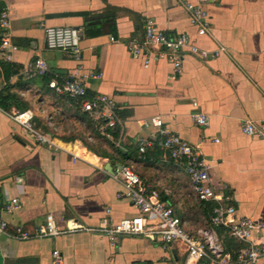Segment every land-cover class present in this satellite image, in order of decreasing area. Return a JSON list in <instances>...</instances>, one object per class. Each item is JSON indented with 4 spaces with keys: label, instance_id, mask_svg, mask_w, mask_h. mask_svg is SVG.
<instances>
[{
    "label": "crops",
    "instance_id": "1",
    "mask_svg": "<svg viewBox=\"0 0 264 264\" xmlns=\"http://www.w3.org/2000/svg\"><path fill=\"white\" fill-rule=\"evenodd\" d=\"M0 3L8 9L10 18V28L5 31L0 26V34L7 33L18 46L10 62L22 66L20 75L13 76L12 82L19 77L27 81L23 68L36 57L47 61L49 73L54 76L51 81L62 84L72 78L77 61L68 52L48 48L45 27H80L84 33L83 71L101 73L99 78L88 79L89 93L112 96L119 110L130 113L123 120L122 147H138L141 137L160 138L157 127L147 128L142 122L151 116L162 117L171 132L190 144L200 143L217 189L230 197L237 216L251 217L264 225V139L248 136L241 129L248 118L264 120V0L201 3L210 21L205 36H199L191 25L190 13L182 0ZM95 16H102L101 21L90 20ZM107 19L111 23L109 32L103 26ZM150 19L169 34L189 33L203 48L216 50L224 46L226 50L209 59L186 54L181 73L172 78L173 68L168 61L161 59L144 66V60L134 58L126 46L131 38L144 36L145 24ZM1 82L0 79V87ZM29 82L30 85L18 89L19 93L30 102V110L38 118L48 120L46 105L52 101L50 92L42 86L41 77ZM194 101L200 111L209 115L208 127H200L192 119ZM54 138L58 149L39 145L7 114L0 113V203L13 195L22 200L20 209L4 216L12 225L33 228L52 216L56 225L66 230L71 220L97 227L104 217L119 221L138 214L131 202L118 198L123 185L106 169L110 163L116 172L120 163L92 152L81 140ZM156 147L161 148V155L147 160L145 166L149 170L159 169L166 181L175 184V202L173 192L164 197L178 214L179 208L184 210L181 218L186 229L197 232L203 226L214 227L212 221L204 219L206 213L202 208L198 214L203 225L188 213L186 200L195 199L190 179L171 163L168 150L157 143L148 149ZM21 177L23 182L18 180ZM209 203L212 215L216 202ZM215 231L228 252L237 253L248 246L225 228L216 227ZM253 241L264 242V228L254 234ZM54 250L61 252L62 264H199L189 260L181 246L163 248L159 240L144 235L123 236L112 244L107 237L87 231L26 240L1 236L0 264H52ZM260 264H264V257Z\"/></svg>",
    "mask_w": 264,
    "mask_h": 264
},
{
    "label": "built area",
    "instance_id": "2",
    "mask_svg": "<svg viewBox=\"0 0 264 264\" xmlns=\"http://www.w3.org/2000/svg\"><path fill=\"white\" fill-rule=\"evenodd\" d=\"M215 0H198V2L184 1L186 9L190 13V22L197 30L199 36H205L209 32V14L201 3ZM0 26L6 31L10 28L8 9H0ZM45 36L47 46L52 50L65 51L71 54L77 61L75 73L72 78L60 84L56 80L49 83L59 94H67L71 98L81 99V109L106 119L105 128H112L118 123L123 125V120L118 116V105L114 97L107 94L90 96L88 93V79L99 78L101 73L83 71L81 41L84 33L77 26H46ZM126 46L134 58H142L144 66H149L152 61L165 59L173 68L170 77L174 78L181 73L184 56L193 54L202 59L214 58L226 50L224 46L216 50H209L197 44L187 32L169 34L161 30L154 20H148L145 24V33L141 38L133 37ZM18 46L13 43L7 33L0 34V60L12 61L13 53ZM50 71L47 61L41 57L30 60L23 68L22 75L27 81L45 75ZM195 110L191 113L195 124L200 127H208L209 115L198 109L197 101L193 102ZM0 113L7 114L14 122L42 146L58 149L59 145L54 137L44 132L36 125L35 112L27 109L23 111H5L0 107ZM144 127L155 126L158 128L160 138L150 140L141 137L137 141L138 150L144 154L149 147L157 143L163 149L169 151L171 163L178 169H182L189 177L194 197L196 200L210 202L215 201L211 221L214 227L201 228L197 232L186 229L184 221L177 210L169 204L164 195L153 188L150 183H145L132 164L122 165L116 169L115 177L120 180L123 190L118 192L120 199L131 202L138 214L119 221H112L104 217L99 226L88 227L77 220L69 221L67 229H60L52 216H48L43 224L26 228L22 225H12L4 216L11 215L22 206L21 197L8 196L0 203V237L9 236L15 239H34L49 236H58L64 232L87 231L107 237L112 244L117 243L123 236L144 235L152 240H159L163 248L181 246L188 254L189 260L199 264H260L264 257V242L255 243L253 236L261 231L264 225L251 217L237 216L236 207L230 202V197L220 192L211 176V167L204 157L200 143L190 144L181 136L171 132L165 127L164 120L160 116H151L143 120ZM242 132L248 136L264 139V120L246 119L242 124ZM123 135V132H122ZM120 139L117 145L122 147ZM20 182L24 181L21 177ZM222 227L240 242L248 244L241 247L235 255L224 250L220 244L215 228ZM62 254L54 250L52 264H62Z\"/></svg>",
    "mask_w": 264,
    "mask_h": 264
},
{
    "label": "trees",
    "instance_id": "3",
    "mask_svg": "<svg viewBox=\"0 0 264 264\" xmlns=\"http://www.w3.org/2000/svg\"><path fill=\"white\" fill-rule=\"evenodd\" d=\"M2 6L0 3V9ZM0 65V79L2 81L0 87V107L8 112L30 109V102L20 95L18 89H23L25 85L28 86L31 82L22 81L20 77L15 83L11 81L13 76L20 75L22 66L9 61H2ZM40 77L42 86L46 91L50 92L52 97V101L46 105L49 110L48 120L43 121L35 113L36 125L44 132L64 141L81 140L89 150L100 156L109 158L113 163L128 165L134 162L136 171H138L137 166L141 164L145 166L147 160L156 159L161 155V148L159 147L148 149L141 155L136 146H118L117 142L121 139L123 132L122 125L118 123L112 128H105L104 126L107 121L104 117L82 111L80 98H71L67 94H58L54 88L49 86L50 81L54 78L51 73L48 72ZM89 95L93 96L91 93ZM117 112L122 120L126 119L130 114L126 110L118 109ZM68 121L75 124V133L69 136L61 135L59 131L67 132L64 126L67 125ZM140 176L142 178V175ZM197 202L205 211L206 218L211 222L210 217L212 215H210V212L212 211V205L209 202L199 200ZM232 254L235 255L236 253ZM137 264L152 263L143 262Z\"/></svg>",
    "mask_w": 264,
    "mask_h": 264
},
{
    "label": "rangeland",
    "instance_id": "4",
    "mask_svg": "<svg viewBox=\"0 0 264 264\" xmlns=\"http://www.w3.org/2000/svg\"><path fill=\"white\" fill-rule=\"evenodd\" d=\"M64 128L67 130V132L64 133V132L59 131V133L61 135H65V136H69L71 134H74L75 130H76L75 124L73 122H69V121L67 122V125L64 126ZM137 170L140 173V175H142L144 182L150 183L153 186V188L157 189L162 195L168 196L170 194V196H171V192H173L172 198H173V201L175 202V198H177V197H175V194H177V192L174 191V188H175L174 185L175 184L173 183L172 180L169 181V179H168V181H166V177L159 172V169L153 168V169L149 170V168L147 169L146 166L141 164L140 166H137ZM191 200H193V201L191 202V201L186 200V203H185L186 207L188 208V213L193 214V218L200 220L199 221L200 224L203 225L204 220L202 217H199V214H198L199 210L201 209L200 204L193 198H191ZM179 215L181 217H184V210L183 209L179 208ZM204 219L208 220L206 217H204ZM203 228H204V226H203Z\"/></svg>",
    "mask_w": 264,
    "mask_h": 264
},
{
    "label": "water",
    "instance_id": "5",
    "mask_svg": "<svg viewBox=\"0 0 264 264\" xmlns=\"http://www.w3.org/2000/svg\"><path fill=\"white\" fill-rule=\"evenodd\" d=\"M105 17H107V16H105ZM96 18H99L98 22H100L101 19H102V16H98V17L95 16V17L90 18V20L94 21V20H96ZM103 26H104L105 28H107V32H109V28H110V26H111L110 21L107 19V21L105 22V24H103ZM116 167L120 169V168H122V165L118 164ZM106 169H107L109 172H111L112 174L115 173L114 167H113L112 164H110V163L107 164Z\"/></svg>",
    "mask_w": 264,
    "mask_h": 264
}]
</instances>
